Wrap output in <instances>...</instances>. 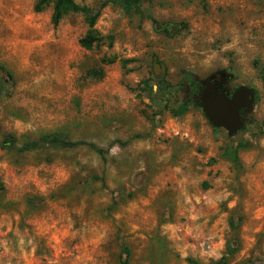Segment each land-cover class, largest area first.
<instances>
[{"label": "rangeland", "instance_id": "rangeland-1", "mask_svg": "<svg viewBox=\"0 0 264 264\" xmlns=\"http://www.w3.org/2000/svg\"><path fill=\"white\" fill-rule=\"evenodd\" d=\"M74 1L100 45L82 13L0 0V264H264V0ZM219 72L256 91L234 136L196 103ZM52 132L104 154L20 151Z\"/></svg>", "mask_w": 264, "mask_h": 264}, {"label": "trees", "instance_id": "trees-1", "mask_svg": "<svg viewBox=\"0 0 264 264\" xmlns=\"http://www.w3.org/2000/svg\"><path fill=\"white\" fill-rule=\"evenodd\" d=\"M125 8H138L139 0H123ZM52 3V15L51 20L54 25H57L63 16L69 12H78L82 13L87 17V24L88 30L86 31L85 35L80 38L79 44L81 47L85 49H91L94 45H100L101 41L103 40L104 36H102L95 28L96 20L99 16V11L91 14L90 9L86 6H81L77 4L74 0H38L37 4L35 5L36 10H41L44 6ZM155 23V22H154ZM162 32L169 34L167 29L161 30ZM111 39V36H108ZM87 75L91 77H98L102 75V70L98 69H90L87 72ZM259 76L264 82V67L259 68ZM199 104V101H196ZM186 102L180 105L177 109H172V114L177 116L182 114L186 110ZM80 145H87L93 151L98 153L100 156H103L104 151L97 147L93 143H84L78 141H71L68 140L65 135L57 132L52 133H44L40 135L37 139L32 140L30 142L25 143L21 148L20 151H30L39 148H62V149H71L78 147ZM1 185V184H0ZM231 248L228 249V253H232ZM122 253L125 254V259L121 261L120 264H128V257H129V250L127 247H122ZM227 257L224 256L222 261H219L218 264H226Z\"/></svg>", "mask_w": 264, "mask_h": 264}, {"label": "water", "instance_id": "water-1", "mask_svg": "<svg viewBox=\"0 0 264 264\" xmlns=\"http://www.w3.org/2000/svg\"><path fill=\"white\" fill-rule=\"evenodd\" d=\"M154 29H167L169 34H173L177 26H172L171 22H155ZM152 71L156 76H164L166 73V66L157 62V56H153ZM199 102L204 116L214 127L223 128L228 136H234L245 124L241 110L245 113L254 105L255 92L245 85L234 91L225 85L222 91H216L214 83L208 77L200 87Z\"/></svg>", "mask_w": 264, "mask_h": 264}, {"label": "flooded vegetation", "instance_id": "flooded-vegetation-1", "mask_svg": "<svg viewBox=\"0 0 264 264\" xmlns=\"http://www.w3.org/2000/svg\"><path fill=\"white\" fill-rule=\"evenodd\" d=\"M172 26H177L176 24L174 23H171ZM177 30H178V26H177ZM176 30V31H177ZM218 76V77H216ZM211 78V81L214 83L215 85V88H216V91H222L224 86H228L230 88L231 91H234L236 88H233L232 86H230V83L228 81V78L225 77V75H223L222 72H219V73H215L213 75V77H210ZM253 89V88H252ZM254 90V89H253ZM199 92H200V86H199ZM255 92V100H256V91L254 90ZM241 113L243 115V111L241 110Z\"/></svg>", "mask_w": 264, "mask_h": 264}, {"label": "crops", "instance_id": "crops-1", "mask_svg": "<svg viewBox=\"0 0 264 264\" xmlns=\"http://www.w3.org/2000/svg\"><path fill=\"white\" fill-rule=\"evenodd\" d=\"M171 35V34H170Z\"/></svg>", "mask_w": 264, "mask_h": 264}]
</instances>
